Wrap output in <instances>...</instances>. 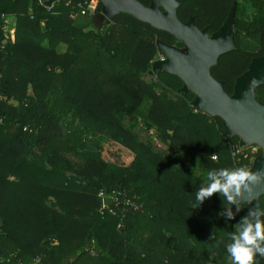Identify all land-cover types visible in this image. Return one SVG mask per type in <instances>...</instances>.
Returning <instances> with one entry per match:
<instances>
[{"label":"trees","instance_id":"obj_1","mask_svg":"<svg viewBox=\"0 0 264 264\" xmlns=\"http://www.w3.org/2000/svg\"><path fill=\"white\" fill-rule=\"evenodd\" d=\"M70 1L48 11L37 0H0V264H229L231 234L251 209H264V196L233 211V220L223 218L227 201L218 193L197 207L206 177L155 151L123 121L142 117L207 171L251 167L232 153L240 138L226 135L221 117L192 106L196 95L182 92L179 76L143 78L159 54L158 40L183 43L124 12L104 26L84 27L80 4L90 0ZM235 1L239 11L240 0H185L178 16H194L212 34ZM250 2L252 31L239 14L236 28L264 42V0ZM102 7L100 1L94 16ZM3 15L17 18L14 41ZM262 54L232 50L212 74L233 94L236 79ZM101 136L128 163L116 168L106 161L95 140ZM101 189L137 195L144 210L100 211Z\"/></svg>","mask_w":264,"mask_h":264},{"label":"water","instance_id":"obj_2","mask_svg":"<svg viewBox=\"0 0 264 264\" xmlns=\"http://www.w3.org/2000/svg\"><path fill=\"white\" fill-rule=\"evenodd\" d=\"M55 1L45 0V3L51 5ZM100 1L102 12L94 20L103 26L124 12L170 32L184 44V48H179L158 40V50L165 58L155 60L150 73L157 77L163 72L179 76L184 82L182 92L195 93L192 106L197 111L221 117L226 135L239 137L241 146L260 144L262 153L247 169L252 172L264 171V103L256 95V89L264 85V56L255 58L246 72L238 77L233 94L226 92L224 82L212 74V67L219 58L233 48L234 36L238 32L237 1L233 3L222 27L212 35H209L208 27L202 30L197 26L194 16L188 22L180 20L178 8L185 0H151L148 6L140 0ZM262 196L264 181L254 186L251 196L244 193L240 207L252 202L259 203ZM231 208L236 211L237 206L233 204ZM65 264L70 263L66 261Z\"/></svg>","mask_w":264,"mask_h":264},{"label":"clouds","instance_id":"obj_3","mask_svg":"<svg viewBox=\"0 0 264 264\" xmlns=\"http://www.w3.org/2000/svg\"><path fill=\"white\" fill-rule=\"evenodd\" d=\"M262 181L264 171L261 170L252 172L245 167L208 170L206 182L195 194L197 207L218 193L221 199L227 201V207L221 211L223 218L233 220L236 213L232 211L231 205L237 206L238 213L244 193L251 196L254 186L260 185ZM230 241L225 247L231 264H259L257 257H264V209H251L236 225Z\"/></svg>","mask_w":264,"mask_h":264},{"label":"rangeland","instance_id":"obj_4","mask_svg":"<svg viewBox=\"0 0 264 264\" xmlns=\"http://www.w3.org/2000/svg\"><path fill=\"white\" fill-rule=\"evenodd\" d=\"M240 3H243V6L246 7V1L240 0ZM245 2V3H244ZM99 7V6H98ZM243 16H247L245 12L242 14ZM94 15H88L86 14L85 17H79L78 19H81L79 22L80 25L86 27L91 26L93 28H98L103 26L100 24L99 21L94 20ZM9 29L8 30H15L17 26V18L15 16H9ZM60 51L66 50L65 48L59 49ZM159 58V55H157L156 59ZM154 60V61H155ZM143 78L148 82L152 83L157 80V76L151 74L150 72L143 75ZM158 91H161V89H158ZM259 100L264 101L262 98L258 97ZM146 107L143 111H146ZM71 120V115L64 118L63 123L68 124ZM124 124L131 128L138 138L144 142L150 144L155 151L162 154L163 156L169 158L174 157L178 163H186V164H192L194 166V169L198 176L200 177H206L207 176V170L203 166L199 164L193 163L189 156L183 153L177 146L171 144L170 142H163L161 137L159 136L156 128H149L142 117L138 118L137 120L131 119L129 117L123 118ZM99 142V144L102 147V153L106 161L112 163L116 168L128 163V160L126 159L125 155L122 154L121 148L118 147L113 141L106 137H99L98 139H95ZM229 264H231V261L229 260Z\"/></svg>","mask_w":264,"mask_h":264},{"label":"built area","instance_id":"obj_5","mask_svg":"<svg viewBox=\"0 0 264 264\" xmlns=\"http://www.w3.org/2000/svg\"><path fill=\"white\" fill-rule=\"evenodd\" d=\"M40 4L46 6L48 11H52L57 4H59L62 0H57L53 2L51 5H46L45 0H37ZM100 0H90L85 5L80 4V13L82 15H94L98 9ZM71 1L67 0V5H70ZM78 14H73L72 17L76 18ZM6 22L5 30L7 38L15 40V30H8L9 29V17L2 16ZM159 53V59H162L163 56ZM0 94H1V81H0ZM263 149L262 146L258 143H254L248 146H241L240 141L238 143L232 144V153L235 158L239 160L248 159L252 162L262 153ZM212 158L214 160H218V155H213ZM252 166V165H251ZM99 196L103 199V206L100 211L109 210L111 213L116 214V208H122L125 212L131 211H143L144 204L140 201L139 196L137 195H129L127 191L123 190H114L110 192L107 189H101ZM95 254L94 252H92Z\"/></svg>","mask_w":264,"mask_h":264},{"label":"flooded vegetation","instance_id":"obj_6","mask_svg":"<svg viewBox=\"0 0 264 264\" xmlns=\"http://www.w3.org/2000/svg\"><path fill=\"white\" fill-rule=\"evenodd\" d=\"M243 1V0H242ZM246 1V7L243 6V3H240V6H239V11L237 10V15L239 14V20H243L246 22L247 24V27L250 28L249 30L252 31V28H251V25L254 21V17H255V8L253 7L252 3L250 2V0H245ZM237 9H238V2H237ZM245 12V14L247 16H243L242 14ZM100 14V13H98ZM97 14V15H98ZM95 15V17L97 16ZM94 17V18H95ZM100 20V19H98ZM201 29V28H200ZM203 30V29H202ZM209 30V28H208ZM249 30H246V31H243L241 32L240 30H238V32L235 34L234 36V43H233V48L232 50H236V49H243L244 51H248V52H252V53H259L260 51H262V49H264V42L262 41V39L260 38V36H256L254 37V35L252 34H249L250 31ZM213 34V33H212ZM210 34L209 32V35H212ZM179 48H184V44L182 46H177ZM231 50V51H232ZM160 53V52H159ZM159 55V54H158ZM163 56L162 59H164V55L163 54H160ZM264 56V54L262 55H259V56H255L253 57L252 61L255 59V58H258V57H262ZM251 61V62H252ZM251 64V63H250ZM248 69V68H247ZM246 72V71H245ZM242 76V75H241ZM240 77V76H239ZM238 79V78H237ZM236 79V81H237ZM236 86V84H235ZM262 86H259L257 89H256V95H257V99L258 97L262 98L264 100V92L262 91ZM235 91V89H234ZM259 100V99H258ZM261 102L264 103V101L262 100H259Z\"/></svg>","mask_w":264,"mask_h":264}]
</instances>
